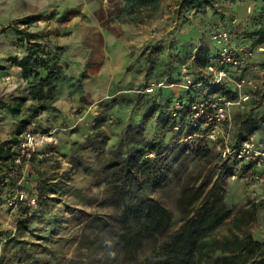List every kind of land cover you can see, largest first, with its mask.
<instances>
[{"label":"rangeland","instance_id":"374dc122","mask_svg":"<svg viewBox=\"0 0 264 264\" xmlns=\"http://www.w3.org/2000/svg\"><path fill=\"white\" fill-rule=\"evenodd\" d=\"M95 1L0 0V101L27 99L19 117L0 107V141L35 104V74L24 78L16 64L28 42L40 43L38 59L55 55L62 73L50 108L0 160V264H140L148 248L119 249L103 222L113 214L109 171L148 142L160 150L147 155L152 173L139 175L149 184L138 194L171 212L169 231L212 190L230 215L211 236L249 232L264 245V168L233 154L250 137L264 148V125L236 144L244 114L264 117V0H213L202 12L177 0H98L108 9L104 36ZM25 17L17 27L30 41L7 29ZM154 105L161 111L148 117Z\"/></svg>","mask_w":264,"mask_h":264},{"label":"trees","instance_id":"16d2710c","mask_svg":"<svg viewBox=\"0 0 264 264\" xmlns=\"http://www.w3.org/2000/svg\"><path fill=\"white\" fill-rule=\"evenodd\" d=\"M177 3L180 9L200 12L214 6L213 0H177ZM260 16L264 18V9ZM31 20L30 17H25L10 24L7 29L30 41L33 34L17 26L27 25ZM256 42L264 44V31L257 32ZM39 52L40 43L28 42L26 54L16 61L24 78L35 74L36 80L27 88V97L35 104L27 107L31 112L30 117L17 122L12 139L0 141L2 161L11 157L12 150L9 145L18 142L17 135L21 133V127L30 124L33 116L47 110L54 102L53 83L62 74L61 68L55 55L43 60L37 58ZM39 66L45 70L43 76L36 73ZM219 89L222 88L215 87V90ZM260 90L261 101L264 103V82ZM26 100L25 97H16L11 103L0 101V107L6 109L11 116L19 117ZM160 111L161 106L154 105L150 108L148 117L156 112L159 114ZM243 117L240 121L241 131L238 133L239 141L236 144L259 131L264 125V117L263 120L251 119L246 114ZM162 122L171 125L172 119L166 116ZM159 150L156 143L148 142L122 156L109 171V181L106 185L107 193L113 196L110 200L113 214L108 215L110 223L103 222V228L115 234V244L119 249L136 255L138 248L146 246L148 254L140 264H264V245L249 232L223 237L211 236L212 231L230 215L222 198L212 190L198 198L190 214L181 218L176 229L169 231L171 212L159 201L138 194L149 184V181L139 182V175L146 174L150 178L149 174L152 173L153 165L147 155L158 154ZM97 221L99 219L96 216L89 224L97 226ZM215 253L219 255L212 257Z\"/></svg>","mask_w":264,"mask_h":264},{"label":"built area","instance_id":"2783aa9c","mask_svg":"<svg viewBox=\"0 0 264 264\" xmlns=\"http://www.w3.org/2000/svg\"><path fill=\"white\" fill-rule=\"evenodd\" d=\"M259 49L263 50L264 48L261 46ZM228 60L231 61V58L228 57ZM233 62L237 63V61H233ZM209 70L213 71V65L209 66ZM262 71L264 72V68L262 69ZM221 74L223 76H226L224 72H221ZM240 86L241 84H238V87ZM233 154L234 157L238 160L249 161L253 163L256 167L264 168V148L260 142L254 139V137H250L247 140L243 141L240 145H238L233 150ZM263 178L264 177H260L261 180ZM16 201H17V197L12 202L16 203Z\"/></svg>","mask_w":264,"mask_h":264},{"label":"crops","instance_id":"0c3cea01","mask_svg":"<svg viewBox=\"0 0 264 264\" xmlns=\"http://www.w3.org/2000/svg\"><path fill=\"white\" fill-rule=\"evenodd\" d=\"M95 3V4H94ZM94 3H92V4H94V5H92L98 12H99V14L102 16V18H100L99 19V21H98V23H97V25H98V27L96 28V30H95V32H98V34L99 35H101V36H104L105 35V33L106 34H108L109 33V31L106 29V27H105V20H104V18H107L106 16H107V11H108V9L105 7V6H103V5H101V2H98V0H96ZM93 24H95L94 23V21H93ZM95 26V25H94ZM109 26L111 27V24H109ZM96 27V26H95ZM101 28H104V29H106V31L107 32H105L104 33V31H102L101 30ZM104 34V35H103ZM113 34H115V33H113ZM94 35V33L92 34V36ZM91 36V37H92ZM96 36V35H95Z\"/></svg>","mask_w":264,"mask_h":264}]
</instances>
